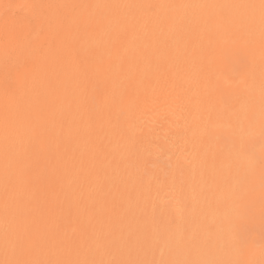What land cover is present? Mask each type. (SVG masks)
I'll list each match as a JSON object with an SVG mask.
<instances>
[{"label":"bare ground","instance_id":"obj_1","mask_svg":"<svg viewBox=\"0 0 264 264\" xmlns=\"http://www.w3.org/2000/svg\"><path fill=\"white\" fill-rule=\"evenodd\" d=\"M101 1L130 7L107 10L111 22L102 28L93 18L72 35L67 30L59 46L42 49L30 46L35 34L25 20L58 9L5 15L2 5L70 0H0V260L6 216L10 246L17 231L34 243L28 258L229 259L246 214L235 215L227 198L243 191L245 155L259 135V10L252 29L251 10L179 6L260 0ZM152 5L165 7L153 13ZM68 10L66 27L76 21ZM25 52L31 60L19 63ZM15 68L27 71L16 89L9 81ZM250 107L254 127L235 115ZM6 117L19 133L7 141ZM21 141L32 147L18 200L6 195L5 174L6 167L14 171Z\"/></svg>","mask_w":264,"mask_h":264},{"label":"snow or ice","instance_id":"obj_2","mask_svg":"<svg viewBox=\"0 0 264 264\" xmlns=\"http://www.w3.org/2000/svg\"><path fill=\"white\" fill-rule=\"evenodd\" d=\"M5 11V15L8 12L16 9H39V8H49V9H62V8H83L92 9L93 12L90 14L91 18H94L98 25L103 27V24L111 22L107 16V10L119 8V7H130L121 5H108V4H92V5H36V4H4L2 5ZM160 7H165L163 5H152L150 10L155 13ZM175 7V6H172ZM183 8H239L251 10V14L247 17V22L250 28L254 29L257 18L255 16V10H259V30L261 36L262 45H264V0H260L257 4H236V5H180ZM7 27V25H6ZM251 103V102H250ZM236 119L239 122L246 121L249 127H254L257 122V114L253 108H249L246 113H235ZM259 138H260V148H259V169H260V183H259V205L260 214L262 220H264V82L261 84V104L259 111ZM19 134L18 130L13 132L10 129L8 118L5 119V138L8 140L10 135ZM250 147L246 152L245 159L248 162V169L244 171V178L242 184L244 185L243 191L239 194L231 193L228 196V206L231 211L237 216H243L254 212V201H255V181L252 175V169L256 164V154L253 150L252 141H249ZM32 145L30 143H25L21 141L19 145V151L17 153V158L13 165L10 167L14 168V171L9 172L8 167H6L5 174V191L6 195L10 199L22 200L25 190H26V176L27 171L24 165V159L31 150ZM243 201V203H242ZM7 207V205H6ZM233 242L237 246L241 255L251 249L252 242L245 239L243 236L233 237ZM35 245L31 239L19 231L14 235L11 240L10 246V235L8 230V220L7 216L5 219V234H4V252L5 258L0 260V264H154V262L146 261H114V260H94V259H54V260H43L38 258H28ZM261 255L264 256V236L261 239ZM160 264H256L255 261L251 259H214V260H186V261H161ZM259 264H264V259H262Z\"/></svg>","mask_w":264,"mask_h":264},{"label":"rangeland","instance_id":"obj_3","mask_svg":"<svg viewBox=\"0 0 264 264\" xmlns=\"http://www.w3.org/2000/svg\"><path fill=\"white\" fill-rule=\"evenodd\" d=\"M71 4H73V5H92V4H102V1L101 0H70L69 5H71ZM68 9H72L76 12V21H73V23L70 26L66 27L65 23L71 22V19H70V12L71 11L69 12ZM66 11H68L69 14H66ZM66 11H65V8H62V10L58 9L53 17L43 18V20H45V21L38 19V20L32 22L31 17H28L25 20V23H26L25 29H26V31L28 30L31 34L34 33L35 36L34 35L33 36L36 37L34 39V37L31 36V34L29 33L28 36H31V37H28V38H30L29 39L30 46L34 45V47H41L42 49L43 48H50V47L53 48V47L59 46L61 44V41H63V37H64L65 32L67 30H69V32L72 35L75 31H77V27H80L83 25H88L89 23H91V20L93 19L90 17V14L93 12L92 9L66 8ZM50 21H52V22H50ZM39 26H40V28H39ZM45 33H47V34L44 35ZM72 37H75V36H72ZM29 54L30 53L27 54V52H25L24 56L26 55V57H24L22 55L18 59V62L22 63L23 60L24 61L31 60V54L30 55ZM13 60H14V58H13ZM26 75H27L26 69H24V70L20 69L19 70V68L18 69L15 68L12 76H10L11 79L9 80L11 82V84L13 85L14 89H16L18 87L19 83L24 81ZM13 87H12V90H13ZM252 145H253V150L255 151V154H256V163H259V155H260V152H259V148H260L259 135H257L255 137ZM5 160H6L5 155L0 154V174L2 172V167H3L2 165H5ZM258 166H259V164H258ZM245 217H246V219L242 220L240 222L241 223L240 226H237V229L234 230L233 232H234L235 237L243 236L245 239L251 241L253 246L251 247V249L249 251H247L243 255H241L237 246L235 245V243L233 242V239H232V242H231L232 249L231 250H232L233 255H231L229 257V259H241V258L251 259V260L255 261L256 264H259V262L262 260L261 247H260L261 239H262V236H264V220H262L261 214H260L259 198H258V200H256V203L254 204V212L246 214Z\"/></svg>","mask_w":264,"mask_h":264}]
</instances>
